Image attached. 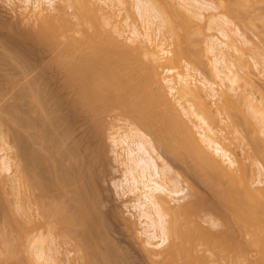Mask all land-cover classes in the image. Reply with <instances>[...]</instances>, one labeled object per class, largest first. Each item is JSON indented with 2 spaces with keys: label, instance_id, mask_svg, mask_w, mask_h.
Wrapping results in <instances>:
<instances>
[{
  "label": "bare ground",
  "instance_id": "obj_1",
  "mask_svg": "<svg viewBox=\"0 0 264 264\" xmlns=\"http://www.w3.org/2000/svg\"><path fill=\"white\" fill-rule=\"evenodd\" d=\"M63 1L72 9L66 17L54 11L53 0H26V9L30 7L36 15L38 26L34 27L43 42L52 48L62 47L55 60L69 71V83L84 115L94 117L99 124L111 113H117L119 119H131L128 134L114 137L112 143L127 153L126 157L121 152L117 156H124L132 182L130 191L137 194L133 208L138 205L142 210L147 243L161 248L158 252L148 250L150 260L154 264H253L246 253V247L251 246L261 255L254 264H264V165L255 158L264 155L262 142L256 136H243V141L247 139L254 147L246 158H238L225 142L230 139L218 130L222 101L227 109L235 108L244 122L233 119L234 132L239 133L242 124L252 130L246 112L231 97L241 74L234 69L230 50L236 53L242 48L240 44L244 47L249 43L233 18L211 13L218 10L213 6L216 4L202 0ZM125 3L140 16L141 22L134 19L128 23L126 39L138 42L139 48L125 44L122 30L117 29L114 36L106 28L109 21H118V11L122 10L115 7L121 9ZM256 3L264 4V0ZM196 19H207L209 30L221 37L208 39L206 52L211 56L215 78L224 83V90L220 86L223 96L216 88L219 85H213L200 70L204 58L193 50L198 46L193 38ZM175 39L178 42L170 50ZM30 83L25 96L33 104L27 105L25 117L19 120L24 139L13 138V146L6 134L0 139V172L11 173L8 178L13 177L11 190L17 197L13 206L7 204L0 224L4 254L17 259V248L24 247L26 257L29 254L26 263L62 264L58 256L61 241L74 244L69 253H80L73 259L76 262L114 264L113 252H103L98 244L104 229L102 214L95 211L101 206L96 189L99 160L94 152L93 157L85 158L89 145L76 144L75 126L65 115L48 112L45 95ZM238 101L252 102L247 96ZM248 107L253 114L251 104ZM2 125L6 123L0 118ZM261 130L264 135V127ZM144 131L154 137L158 147L186 164L192 177L212 193V199L203 198L192 184L181 188L184 178L177 173L171 177L173 171L158 163L155 144ZM251 159L254 162H249ZM2 190L0 207L4 204ZM187 190L193 198L181 203Z\"/></svg>",
  "mask_w": 264,
  "mask_h": 264
},
{
  "label": "rangeland",
  "instance_id": "obj_2",
  "mask_svg": "<svg viewBox=\"0 0 264 264\" xmlns=\"http://www.w3.org/2000/svg\"><path fill=\"white\" fill-rule=\"evenodd\" d=\"M202 1L207 2V4L211 2V5L216 4L213 6L218 7V10L211 13L226 15L230 19L233 18L232 20L234 25H236V27H238L243 32L245 38L249 40L247 46L243 47V45L240 44L242 48L238 50L239 52L236 51L235 53V51L230 50L231 59L233 55L232 62L235 63L234 69L239 75L241 74L243 76L242 77L240 75L241 81L239 85L235 86L237 88V91L236 93H231V97L235 102H238L240 107L246 112L247 116L249 117L250 123L252 124V130H250L249 126H247L246 124H242L239 126V133L234 132L233 129H231V124L233 123L232 120L234 119L239 123L244 122L243 120L240 121L242 117L239 116L240 114L238 113V111L235 108L227 109V106L225 104H222L224 102L222 100V102L220 103L222 105L221 108L223 110V113L217 115L218 120L220 121L218 122V130H220L223 135L227 136L230 139V141L228 140L225 142L230 147L233 155H236L238 158H246V156L249 155V152H251L252 147L254 146L253 144L251 145V143L249 145L247 139H245L244 142L242 139L243 136H249V138L251 136H256L262 142L261 145L264 146V135L261 133V129L262 127H264V4H254L256 0ZM127 3H129V1ZM27 5L28 4L26 3V0H0V118H2L4 124L6 123L7 125H2L0 127V131L2 130L0 133V139L4 138L5 134V138L7 137V142L9 141L10 143H12L14 139L21 138L20 135L25 130L23 129L22 131L23 127L20 126V121L25 117V112L27 111V109H29L27 105L31 106L33 104H29L28 99H26L27 96H25V89L30 82L34 83V81L37 79L35 81L36 86L35 83L34 86L38 89L40 87V91L43 92L42 95H45L43 97H45V99L47 100L48 112L52 113L55 111L61 113L62 115H65L67 118L65 116L64 117L68 120V122L71 125L73 124L75 126L73 127V130L75 132L73 140L75 138L76 144L81 143L80 145L83 147L84 145L86 147L89 145V149L85 147L87 149L85 158L89 159L88 157H93L95 154V156L99 160V165L96 172V189H98V191H96L98 192V194L100 193V195H98L100 198V200L98 198V202L101 203V206H97V209H100L95 211H98V213L100 212L102 214V219L100 218V222L103 223V228L105 230H101L100 228L101 232L103 233L98 230L97 235H100L101 233V235L103 234L106 237L105 238L102 235L100 238L98 236L100 238H98V241L101 242H98L99 247L101 248V250L103 249V252H113L111 253V255H114L113 259L114 261H116V263L114 262V264H154V262L149 258L148 250H155L156 252H158L161 248H153V246L151 247V245L147 243L148 237L145 233L147 226H145L144 224L145 220H143V218H140L142 210L138 205L133 208V205L136 204L137 194L130 191L132 182L129 181L127 172L128 168L124 163V156L126 157L127 153L124 152L121 148H115L112 143V139L114 137L118 139L120 136L122 138L123 135L129 132L128 126H130L131 119L125 116H122L121 119H119L117 116H115V114L117 113H111L110 115L104 117L99 124L98 122H96V119L94 117H86L84 115L81 110L80 102L78 101V96L69 83V71H67L66 67H61V65H58L55 60L57 59V54L62 47L60 48L56 46L58 49L54 47L56 49L55 50L47 43L43 42L39 33H37L38 31L36 27H34L35 25H37V22L34 21V17H36V15L34 16L30 7L26 9ZM52 5L55 12L65 17L68 16V13L72 12L70 3L64 2L63 0H53ZM130 6L129 4H126L124 7L122 6L123 8L121 7V9H119L120 7L118 6V8L115 7L114 10L116 11L122 10L121 13L120 11H118L120 14L117 18L118 23L114 22V20L109 21L106 28L114 36L117 35V29L122 30L123 36L121 37L124 38L121 39L126 42L125 44L131 47L139 48L138 42H130L126 40L128 38L127 36L129 35L128 23H131L134 19H137L138 23L139 21L141 22L139 18L140 16L137 13V9H131L133 7ZM162 7L164 8V4ZM130 9L134 13L131 12L129 14ZM128 17L131 18L124 21ZM206 20L207 19L202 20V22L199 19L195 20V27H197V31H195L194 27L193 28L195 32L193 31V29L192 31L193 33H195L193 38H195L198 42V46H196V44L195 47H193V50L196 51L197 54H199L198 56L202 57L200 58L201 60H203L204 58V65L199 64V66H205L203 67L204 69L200 67L203 76L208 81L212 82L213 85H219V87L216 88L220 92V89L224 86V83L221 84L220 80L218 81V78H215V75L212 72L213 66L211 65V56L208 52H206V48L208 46V39H210L211 37H213V39H215L216 37L221 39V37L217 31L213 29L209 30V22ZM103 21H106V18H104ZM201 27H203L204 29H201ZM198 30L204 31H202V33H199ZM176 42H178V39H175V41H173L174 44L172 45V47H170V50L175 48L174 45L177 44ZM183 47L187 48V45L183 43ZM231 51L233 52L231 53ZM242 57L243 59H241ZM242 61H245V63ZM158 69L164 77H168V75L163 72L162 68ZM222 89L224 90L225 88ZM223 90L220 92V95L222 94ZM245 96H247L252 101L251 103H249V105L248 103L244 104L243 102L242 104H240V102L238 101L244 99ZM250 104L254 110L253 114L250 112V107H248L250 106ZM213 106L216 108L217 105ZM114 116L119 120H117V118H115ZM237 116L239 117V119ZM8 127L10 128L8 129ZM254 127L256 129L255 132V129L253 130ZM16 133L20 137L17 136ZM145 134L152 141V143L155 144L156 152L154 153V157L157 158L158 163L162 167H168L173 171L172 173H169L171 177L174 173H177L184 178L183 183L180 185L181 188H186L188 184H192L195 188L198 187V189H196L200 191L201 196H204H202L203 198L208 196V199H212V193H210L211 195L208 194L209 190L206 187L202 186L201 183H198L194 176L192 177L189 169H187L188 166L186 164L178 160L176 157L173 158L174 156L170 155L168 152L166 153L162 148L158 147L155 143L154 137L151 134L147 132H145ZM23 136L22 138L24 139ZM22 138L20 140H22ZM13 144L14 143H12V146ZM263 146H261L262 150H264ZM1 148L2 145L0 143V157L3 156ZM92 152H94L93 156H91ZM120 152L124 155L123 157H120L121 154L117 156ZM9 154L12 156V158L15 159L16 156L12 151ZM263 156L264 155H261V157ZM261 157L259 155V159L257 158V156L255 158L261 161L264 165V158ZM16 160L18 162L19 158L17 157ZM252 161L253 160L251 159L249 162L252 163ZM14 163L16 164L15 160ZM15 168L16 166H14V168L12 169L13 173L16 170ZM9 174H6L2 171L0 172V181L5 180V182L2 181V184L0 182V190H4L1 191L3 192L2 197H4V204L0 207V224H2L3 213L4 209H6L7 207V204L10 203L12 205L17 202V197H14L16 196L14 195L15 190H11L13 189L12 186H14V183H11L13 180L11 178L13 177L10 176L11 178H8ZM186 193L187 196L181 203L193 198L191 197L189 190H187ZM209 195L211 198H209ZM1 202L3 203V199ZM98 213L97 216L100 217V213ZM202 224L205 225V223L203 222ZM204 227L206 228L208 226L205 225ZM217 229L219 230L220 227ZM216 232L219 233L218 231ZM133 234L137 235V237H135V235ZM0 240L2 241L1 238ZM1 241L0 264H30L29 260L28 263H26L27 261L25 262V259H28L29 254L28 257H26L27 254L24 253L28 252H26V249L24 251V247L17 248V253L15 254L17 259L14 257H12L13 259H11L9 258V256H6L4 254L5 249L3 247L5 246L1 243ZM155 241L156 240H153V242ZM244 241H248L247 238ZM59 243L60 246L58 248V256L59 259H61L62 264H81L80 262L74 261L76 259L75 257L80 255V253L76 251L77 249L75 250L76 254L75 252H73L75 248V246H73L74 244H62L61 241ZM71 248H73V251L69 253ZM246 248L248 250H244H247L246 253L252 260L251 263L254 264V261L258 262V259L261 256L258 249L255 247L251 248V246ZM18 249L20 251H18ZM153 256L154 255L152 254V257ZM118 259L120 262L118 261L117 263ZM154 259H157V257H155Z\"/></svg>",
  "mask_w": 264,
  "mask_h": 264
}]
</instances>
